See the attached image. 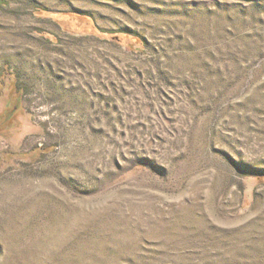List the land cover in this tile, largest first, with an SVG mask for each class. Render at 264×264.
<instances>
[{"label": "rangeland", "instance_id": "374dc122", "mask_svg": "<svg viewBox=\"0 0 264 264\" xmlns=\"http://www.w3.org/2000/svg\"><path fill=\"white\" fill-rule=\"evenodd\" d=\"M0 3V264H264V0Z\"/></svg>", "mask_w": 264, "mask_h": 264}, {"label": "trees", "instance_id": "16d2710c", "mask_svg": "<svg viewBox=\"0 0 264 264\" xmlns=\"http://www.w3.org/2000/svg\"><path fill=\"white\" fill-rule=\"evenodd\" d=\"M2 3H0V5H1ZM1 79V78H0ZM23 90H22V88H20L19 86H16V90H15V93H16V98H18V94L20 95H22L23 94V92H22Z\"/></svg>", "mask_w": 264, "mask_h": 264}]
</instances>
